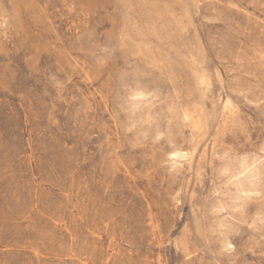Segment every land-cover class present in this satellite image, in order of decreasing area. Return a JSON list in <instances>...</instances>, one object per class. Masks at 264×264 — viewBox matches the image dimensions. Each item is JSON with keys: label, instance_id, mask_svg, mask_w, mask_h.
Instances as JSON below:
<instances>
[{"label": "rangeland", "instance_id": "rangeland-1", "mask_svg": "<svg viewBox=\"0 0 264 264\" xmlns=\"http://www.w3.org/2000/svg\"><path fill=\"white\" fill-rule=\"evenodd\" d=\"M0 264H264V0H0Z\"/></svg>", "mask_w": 264, "mask_h": 264}]
</instances>
